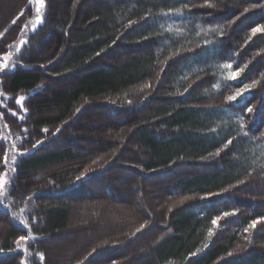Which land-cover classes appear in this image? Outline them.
Masks as SVG:
<instances>
[{"label": "trees", "instance_id": "obj_1", "mask_svg": "<svg viewBox=\"0 0 264 264\" xmlns=\"http://www.w3.org/2000/svg\"><path fill=\"white\" fill-rule=\"evenodd\" d=\"M4 1L0 264H264V0Z\"/></svg>", "mask_w": 264, "mask_h": 264}, {"label": "rangeland", "instance_id": "obj_2", "mask_svg": "<svg viewBox=\"0 0 264 264\" xmlns=\"http://www.w3.org/2000/svg\"><path fill=\"white\" fill-rule=\"evenodd\" d=\"M116 1L117 0H107L105 3H101L100 6H103V7H100L96 10V13L94 12L92 15H96V14H100L101 15V18H103L105 20V23L107 25V27L111 28L113 27V22L117 21V22H121L125 19V16H127V11L132 14L134 13L135 11H141L142 8L144 7L142 4L146 3L144 0H118L117 1V4H116ZM7 1H4V0H0V7L2 9H6V11L10 10V6L9 7H6V5H8L6 3ZM36 3L38 5V9H39V12H38V16L42 18V13H41V8H42V2L41 0H36ZM129 3V4H128ZM4 4V5H3ZM117 7V9H116ZM91 16V15H90ZM37 18V17H36ZM36 18L34 19V21H32V25H30L32 28H33V24L36 23ZM155 26H151V25H148L147 28L145 27V29H148V30H153ZM29 28V27H28ZM143 30V28L141 29ZM190 31V38L194 35L193 38H191V40H194L196 39L197 37H195V35L197 33H195V31L193 32ZM201 41H205L204 43H207L208 45H210L212 43V36L211 37H205L203 35V37H201ZM213 46L210 45L203 53H202V59H206V58H209L212 56L213 54ZM8 58V57H7ZM206 61V62H205ZM209 62H207V60H204V64L207 65ZM205 65H201V66H205ZM228 74H230V72H228ZM118 186H120V184H117ZM98 186V185H97ZM99 187V186H98ZM98 187H93V192H94V195H97L98 191L100 190ZM101 188V192H104V194L106 195V197H111V196H114L115 192L109 190L107 188V186H105L103 184ZM111 191V192H110ZM78 205V204H77ZM75 210L72 211V212H75L77 213V210H76V207L75 206H72ZM76 214H74L75 216ZM110 220H114L112 218H109ZM117 220V219H116ZM76 221V220H75ZM79 224H83L82 222H79ZM78 225V223H77ZM84 225H87L86 223ZM88 235H83V237H86ZM61 238H58V239H61V240H65L67 238V236H59ZM72 241V240H71ZM138 246L134 247L135 250L138 249L137 248Z\"/></svg>", "mask_w": 264, "mask_h": 264}, {"label": "snow or ice", "instance_id": "obj_3", "mask_svg": "<svg viewBox=\"0 0 264 264\" xmlns=\"http://www.w3.org/2000/svg\"><path fill=\"white\" fill-rule=\"evenodd\" d=\"M206 2H207V0H206ZM30 3H31V0H30ZM185 7H187V4H185ZM37 12H39V9H37ZM177 12H179V9H177ZM245 12H247V9H245ZM13 23H15V21H13ZM40 23H41V17L37 16V18H36V23L33 24V30H35L36 27H37V25L40 24ZM25 27H26V26H25ZM257 32H264V27H258V28H253V29H252V35H253V36H255ZM22 43H24V42H22ZM225 67L231 68L232 65H231V64H227V65H225ZM6 69H7V64H6V63L0 64V72L5 71ZM240 71H243V69H241ZM239 74H240L239 71H237V72H233V73L231 74V77H230V78H231L232 80H235V79L239 76ZM249 87H251V86L246 85L244 88H241V89H240L238 92H236L234 95H229V96L227 97V100H228V101H236V100H237V97L241 96V94L244 93ZM21 99H23V98H21ZM17 102L19 103V101H17ZM248 111L251 112L252 109H248ZM44 131L47 132V129H45ZM57 131H59V130H57ZM37 143H40V142H37ZM231 143H232V141L229 140L228 143L224 145V147H227L228 144H231ZM35 146H36V145H34L33 147H35ZM219 152H220V150L218 149L216 155H219ZM210 155H211V154H210ZM94 163H95V162H94ZM82 176H83V174H82ZM81 178H82V177H77L78 180L81 179ZM2 186H3V182H0V187H2ZM230 214H231V213H228V212L223 213L224 216H228V215H230ZM219 219H221V217H216V218H214V219L212 220V223H213L214 225L217 224V221H218ZM260 219H264V218H260ZM258 222H259V220H254V221H252V223L249 225V228H254L255 225H256V223H258ZM21 223H24V222L21 221ZM25 226L27 227V225H25ZM141 227H144V226L141 225ZM139 230H140V229H137V231H139ZM245 231H248V229L246 228ZM212 235H213V232H212V230L210 229L209 232H208V236L211 237ZM27 239H28L27 236H21V237H19V239H18V241H17V244H19L21 241H25V240H27ZM41 259H43L42 256H41Z\"/></svg>", "mask_w": 264, "mask_h": 264}]
</instances>
